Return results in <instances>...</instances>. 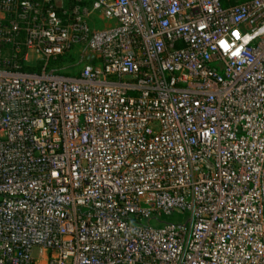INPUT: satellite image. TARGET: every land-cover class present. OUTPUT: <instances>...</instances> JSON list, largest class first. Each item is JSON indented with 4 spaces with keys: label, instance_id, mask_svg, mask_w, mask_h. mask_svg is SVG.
Masks as SVG:
<instances>
[{
    "label": "built area",
    "instance_id": "obj_1",
    "mask_svg": "<svg viewBox=\"0 0 264 264\" xmlns=\"http://www.w3.org/2000/svg\"><path fill=\"white\" fill-rule=\"evenodd\" d=\"M0 264H264V0H0Z\"/></svg>",
    "mask_w": 264,
    "mask_h": 264
},
{
    "label": "rangeland",
    "instance_id": "obj_2",
    "mask_svg": "<svg viewBox=\"0 0 264 264\" xmlns=\"http://www.w3.org/2000/svg\"><path fill=\"white\" fill-rule=\"evenodd\" d=\"M65 3V2H64ZM93 22H95L96 26L95 29L100 30L107 25V22H100L98 19V14H95L93 17ZM79 53L71 54L70 56H67L64 59H60L56 62H51L49 69L52 71L62 70L65 74L73 72L71 69L72 66L79 64ZM75 72L77 71V67L74 68ZM163 221L165 223H172V222H178L181 221L180 218L177 215H172L170 217H164ZM152 226L157 227V223L155 221H152ZM38 249H34V256L37 257L38 255Z\"/></svg>",
    "mask_w": 264,
    "mask_h": 264
},
{
    "label": "trees",
    "instance_id": "obj_3",
    "mask_svg": "<svg viewBox=\"0 0 264 264\" xmlns=\"http://www.w3.org/2000/svg\"><path fill=\"white\" fill-rule=\"evenodd\" d=\"M246 1H249V0H221V3L224 7H227L231 4H235L237 2H246ZM65 4H71V0H64ZM75 67H78V64L77 65H74L71 67V69L73 70V72L71 73H67V75H75L77 73V71L75 72ZM57 72L61 73V74H65L64 72H62V70H57Z\"/></svg>",
    "mask_w": 264,
    "mask_h": 264
},
{
    "label": "snow or ice",
    "instance_id": "obj_4",
    "mask_svg": "<svg viewBox=\"0 0 264 264\" xmlns=\"http://www.w3.org/2000/svg\"><path fill=\"white\" fill-rule=\"evenodd\" d=\"M233 35L239 39L240 38V33L238 32H234ZM220 44L222 45L223 48H225L226 50L229 49L230 45L227 41H220ZM235 55V53H233Z\"/></svg>",
    "mask_w": 264,
    "mask_h": 264
}]
</instances>
